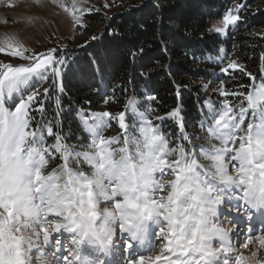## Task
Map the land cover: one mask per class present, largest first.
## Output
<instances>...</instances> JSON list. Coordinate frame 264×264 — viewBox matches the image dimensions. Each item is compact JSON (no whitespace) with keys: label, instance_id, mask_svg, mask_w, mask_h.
<instances>
[{"label":"snow or ice","instance_id":"snow-or-ice-1","mask_svg":"<svg viewBox=\"0 0 264 264\" xmlns=\"http://www.w3.org/2000/svg\"><path fill=\"white\" fill-rule=\"evenodd\" d=\"M245 6V3L235 5V14L232 9L226 12L223 16V26H214V31L217 34H225L230 26H236L242 19L239 13ZM61 7H64L66 12L77 11L75 4L71 10L64 5ZM72 19L77 25L81 22L77 15L73 14ZM56 51L53 48L47 53L24 57L23 51L17 50L13 54L28 60V64L17 67L5 64L0 68V159H3L2 150L7 145L14 148L10 155L22 151L25 146L31 148L34 145L32 150L38 162L34 181L37 184V192L39 183L45 177L41 169H46L52 152L59 153L63 161L53 171L71 169L68 162L72 151L62 144L61 135L54 133L50 125L46 128L43 125L31 127L34 121L33 111H44L41 97L49 93V88L58 87L57 81L63 71L61 66H66L63 55L54 56ZM238 67L242 68L232 61L221 68V72L228 73L229 69L235 70ZM49 78L52 79V84L43 87L41 91L40 86ZM30 82L38 86L32 88L26 96H20L13 108L6 107V101H15L14 94L19 93L22 86L29 85ZM63 90V87L59 86V91ZM234 94L227 93L222 84L219 95L224 99L216 106L208 105V138L219 141L221 146L209 145L207 150L201 149V158L210 161L207 165L199 163L194 154H187L182 146L170 148L164 132L153 125L146 113L138 114L140 121L138 136L157 145L159 149L152 170L147 174L146 188L142 194L144 207L136 216H128L121 212L117 222L121 242H116V228L105 233L107 243L103 250L97 249L100 256L92 261V264H106V261L108 264H232L228 257L231 254V236L235 228L230 231L224 224L235 225L239 222L238 218H246L251 222L254 214L264 212V162L258 159L245 162L241 158L244 150L253 143L256 145V155H264V142L256 138L264 134V83L254 86V90L243 97L247 107L243 103L238 105V113L228 100V96ZM148 99L152 100L155 97ZM127 103L135 113L134 101L130 100ZM249 112L252 113L253 122H248L245 128ZM178 114L179 109H175L168 115L177 117ZM91 115L94 118L93 123L100 120L106 124L104 118L113 120L118 118L119 127L125 130V135L123 146L116 148L113 145L120 143L119 137L106 139L103 135L95 133L88 147L103 148L110 153L124 152L125 146L130 145L132 137L126 132V113L121 111L113 115L104 111ZM203 123L202 121V126ZM45 132L47 136L55 135V143L42 147ZM241 132L244 135H240ZM184 138L188 139L186 136ZM75 157L77 159L83 157L92 166L90 152L75 153ZM228 158L233 162L232 165L226 163ZM229 167H233L238 175L229 174ZM79 175L87 177L83 172ZM166 176L172 178L165 179ZM5 179L8 180L7 191ZM11 183L12 178L5 177L3 169L0 168V210L6 212L9 217L13 214V201L7 198L12 195ZM109 183L111 195L105 193L104 199L113 203L118 210L122 209L128 203L127 196L122 194L116 184L111 181ZM86 195L90 198L93 196L91 182ZM81 205L72 200L52 203L43 197L39 198V206L35 207L34 212L35 247L29 249L28 264H35L36 260L39 264H77L80 259L79 250L85 241L81 239L78 227ZM89 208L91 209L89 215H96L95 204L91 199ZM152 221L156 222L157 240L162 244L160 254L152 256L144 253L126 260L125 252L133 248L141 234L147 233ZM252 226L249 223V228ZM64 234L71 236L70 248L68 241L58 238ZM255 239L264 245V235H257ZM213 241H216L218 246H214ZM247 246V243L243 245L245 248ZM45 248L48 249L47 252ZM155 248L154 244L152 251ZM255 255L253 253V257ZM0 264H5L2 256ZM234 264H247L246 258L243 255H236Z\"/></svg>","mask_w":264,"mask_h":264},{"label":"trees","instance_id":"trees-1","mask_svg":"<svg viewBox=\"0 0 264 264\" xmlns=\"http://www.w3.org/2000/svg\"><path fill=\"white\" fill-rule=\"evenodd\" d=\"M240 3L246 5L239 13L242 19L217 34L214 26L230 9L235 14L234 6ZM86 19L103 25L86 45L71 43L64 49L73 58L64 73V90L58 95L50 88L41 97L44 111H33V127L52 126L71 157L89 148L95 134L82 121L104 111H124L130 135L139 134L138 114L146 113L171 143L178 144L177 136L185 132L197 146L209 139L208 105L224 99L219 95L222 84L227 93H235L228 100L238 111L243 97L264 83V0H142L131 10L95 11ZM232 61L242 68L222 73ZM152 96L155 99L149 100ZM175 109L178 116H169ZM104 119L108 126L98 135L122 141L125 130L118 118ZM49 140L55 141V135ZM73 160L72 165L68 162L71 169L88 166L83 157Z\"/></svg>","mask_w":264,"mask_h":264},{"label":"clouds","instance_id":"clouds-1","mask_svg":"<svg viewBox=\"0 0 264 264\" xmlns=\"http://www.w3.org/2000/svg\"><path fill=\"white\" fill-rule=\"evenodd\" d=\"M256 138L264 142V134ZM34 147L25 146L15 155H10L14 151L12 145H7L2 150L0 168L3 169L5 177L12 178V195L7 198L13 201L11 217L0 210V256L4 258L5 264H28L29 249L35 247L34 212L35 207L39 206L40 197L52 203L72 200L81 205L83 202L78 215L81 239L88 240L99 250H103L107 243L105 233L116 228L121 212L136 216L142 211V194L146 188L147 174L152 170L159 150L157 145L151 144L143 137L132 135L130 145L125 146L124 152L110 153L103 148H94L90 151L92 166L86 178L79 175L82 172L79 170L45 172V169H41L45 177L39 183V192L36 191L37 184L34 182L35 170L38 167L37 157L32 150ZM241 158L245 162L254 159L264 162V155H256L255 143L244 150ZM237 175L238 172H235L233 176ZM109 181L116 184L122 194L127 196L128 203L122 209L118 210L113 203L104 199L105 193L111 195ZM89 182L93 192L91 198L86 195ZM5 190H8L7 179ZM90 199L95 204L94 216L89 215ZM102 204L104 206H101Z\"/></svg>","mask_w":264,"mask_h":264},{"label":"rangeland","instance_id":"rangeland-1","mask_svg":"<svg viewBox=\"0 0 264 264\" xmlns=\"http://www.w3.org/2000/svg\"><path fill=\"white\" fill-rule=\"evenodd\" d=\"M141 1L142 0H56L54 3L53 0H0V49H3V51H0V68H3L5 64H10L13 67L28 64V60L21 56L14 55V51H23L24 57H27L34 54L47 53L50 49L55 48L57 51L54 53V56L59 57L63 55L66 60V66H61L63 71L57 81L58 87L55 88L57 94L60 95L61 92L59 91V86L63 87L64 73L73 61V58L68 56L64 49L71 43L73 46L86 45L87 42L94 37L95 32L103 25V23L100 22L89 24L86 19V14L95 11H103L105 14H117L121 11H128L137 7ZM73 4H75L77 9L75 13L66 12L64 7H61V5H64L71 10ZM89 9H91V11H88ZM73 14L80 17L81 22L79 25H77L72 19ZM216 26L222 27L223 20L219 21ZM10 45L12 47H10ZM51 84L52 79L49 78L47 81L43 82L42 86H40L41 91L43 90V87H49ZM37 86L38 85L33 82H30L29 85L22 86L20 92L14 94L16 96V100L6 101L5 106L13 108L14 104L18 102L20 96H26L32 88ZM244 106L247 107L246 101H244ZM91 122H94V120L89 121L88 119H84V121H82L83 126L86 127L89 133L94 132L96 134H100L108 126V124H104L100 120H96L95 123ZM248 122H253L251 112L248 113V117L244 125L245 128ZM177 126L178 128L180 127L179 124ZM31 127L35 128L32 124ZM207 128L208 121L205 124V129L207 130ZM240 135H244V133L241 132ZM185 136L188 137L185 132L179 133L177 136L178 144H174V142L171 143V141H169L166 137L169 142V147L177 148L182 146L187 154H194L198 162L201 164L208 163L207 160L201 158L202 148L207 150L209 145H216L219 147V141L215 139H208L206 142H201L195 146L190 142L189 137L188 139H185ZM64 142L67 145L68 142L65 140ZM54 143L55 141L49 140V136H47L45 132V141L41 146H51ZM121 146H123V140L120 141L119 144L113 145V147L116 148ZM89 149L90 151L92 150L91 148H85L84 150L86 152H90ZM83 151L82 153H84ZM72 159H74L73 161L77 163L78 159L76 157H70L69 162L71 165ZM62 162L61 157L55 154V152H52L49 156V163L45 172L57 169ZM226 163L228 165H232L233 162L230 158H228ZM74 170H79L88 174L90 165L88 164V166ZM228 170L229 174H235L233 167H229ZM171 178L172 177L170 176L165 177V179ZM159 194L166 195V193ZM101 206L104 205L102 204ZM260 214L264 216V212ZM257 217H259V214L253 216V220L251 222L247 221L246 218H238L239 222L235 225L224 224V227L229 228L230 231L233 227L235 228V231L231 236L232 254L228 257L232 264H234L236 255H243L246 258L247 264H264V245L255 239L257 235H264V228L261 227L258 229L256 226H253L251 227L252 229L250 232L247 231L249 228H246L249 223L253 225V222ZM156 227V222L152 221L147 233L141 234L138 240L134 243L133 248L128 252H125L124 256L126 260L135 255L144 253L152 256L160 254L162 244L158 243V233ZM116 232V242L120 243L118 224L116 226ZM239 234H241V236H239ZM58 238L68 241V247H71V236L69 234H64L63 237L58 236ZM213 243L214 246H218L216 241H213ZM245 243L248 244L246 248L243 247ZM154 244L156 245V248L152 251ZM88 247L90 250L87 249ZM234 248L235 251L237 248L239 251L233 253ZM47 251L48 249L45 248V252ZM253 253L256 254L255 257H253ZM79 255V260L82 259L83 261L89 263L99 257L100 253L97 251V247L87 240L86 243L81 245ZM136 258L138 259V257ZM35 264H39V261L36 260ZM106 264H108V261H106Z\"/></svg>","mask_w":264,"mask_h":264},{"label":"bare ground","instance_id":"bare-ground-1","mask_svg":"<svg viewBox=\"0 0 264 264\" xmlns=\"http://www.w3.org/2000/svg\"><path fill=\"white\" fill-rule=\"evenodd\" d=\"M239 236H241V234H239ZM236 248V247H235ZM235 248H234V251H233V253H235V252H237V251H239V249L237 248L236 249V251H235ZM232 254V253H231Z\"/></svg>","mask_w":264,"mask_h":264}]
</instances>
